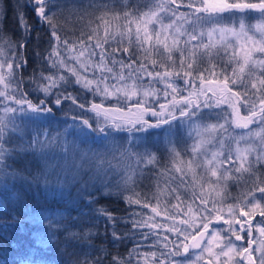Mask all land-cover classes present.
<instances>
[{
    "label": "snow or ice",
    "instance_id": "obj_1",
    "mask_svg": "<svg viewBox=\"0 0 264 264\" xmlns=\"http://www.w3.org/2000/svg\"><path fill=\"white\" fill-rule=\"evenodd\" d=\"M17 180L87 209L30 217L55 264H264V0H0Z\"/></svg>",
    "mask_w": 264,
    "mask_h": 264
},
{
    "label": "trees",
    "instance_id": "obj_2",
    "mask_svg": "<svg viewBox=\"0 0 264 264\" xmlns=\"http://www.w3.org/2000/svg\"><path fill=\"white\" fill-rule=\"evenodd\" d=\"M41 36L43 40L45 38L43 30ZM28 71H31V68ZM28 159L30 158L21 157L15 168L23 171ZM24 175L29 173L24 172ZM74 194L75 189L61 193L54 186L45 187L40 183L32 186L20 180L10 182L7 189L0 186V253L3 254L0 258L11 260L17 254H30L31 250H35L48 264H55V261L60 259L52 251L56 245L49 244L45 247L39 243L40 240L47 239L46 230L43 225L34 222L30 217L42 212L54 211L74 216L77 214L74 209L87 211L82 204L73 201ZM102 203L118 210L125 207L116 200H106ZM100 232H104L103 227ZM95 243L99 244L100 241L97 240ZM128 247L131 245L129 244ZM121 250L123 251V248ZM143 251L148 249L144 248Z\"/></svg>",
    "mask_w": 264,
    "mask_h": 264
},
{
    "label": "rangeland",
    "instance_id": "obj_3",
    "mask_svg": "<svg viewBox=\"0 0 264 264\" xmlns=\"http://www.w3.org/2000/svg\"><path fill=\"white\" fill-rule=\"evenodd\" d=\"M242 114H246V113H243V110H242Z\"/></svg>",
    "mask_w": 264,
    "mask_h": 264
}]
</instances>
